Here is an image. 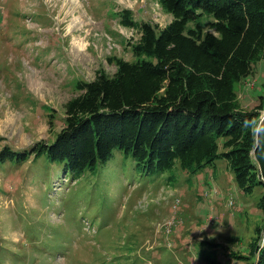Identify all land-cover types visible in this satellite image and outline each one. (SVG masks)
<instances>
[{"label":"rangeland","instance_id":"374dc122","mask_svg":"<svg viewBox=\"0 0 264 264\" xmlns=\"http://www.w3.org/2000/svg\"><path fill=\"white\" fill-rule=\"evenodd\" d=\"M72 1L0 0V150L52 143L76 83L134 61L139 35L118 12L158 29L172 20L159 0ZM235 91L241 109L255 110L264 60ZM225 141L194 172L178 162L149 172L118 149L78 178L46 155L0 163V264H252V247L257 257L264 245V189L239 188Z\"/></svg>","mask_w":264,"mask_h":264},{"label":"trees","instance_id":"16d2710c","mask_svg":"<svg viewBox=\"0 0 264 264\" xmlns=\"http://www.w3.org/2000/svg\"><path fill=\"white\" fill-rule=\"evenodd\" d=\"M159 3L172 16L162 29L135 21L130 10L117 13L123 27L138 32L130 48L134 61L115 59L113 75L99 71L92 81L77 82L79 94L64 104L54 141L40 140L19 152L4 146L0 163L46 155L78 178L118 149L149 172L176 162L194 172L213 163L216 139L223 137L222 156L239 188L264 189V121L256 132L264 100L246 111L235 91L264 60V0ZM257 247L250 251L252 264H264V245L255 257Z\"/></svg>","mask_w":264,"mask_h":264},{"label":"bare ground","instance_id":"6f19581e","mask_svg":"<svg viewBox=\"0 0 264 264\" xmlns=\"http://www.w3.org/2000/svg\"><path fill=\"white\" fill-rule=\"evenodd\" d=\"M72 4H73V6H75V8H76V7H77L76 5L79 4V1H78V0H73V1H72ZM79 19L82 20L81 17H80ZM77 44H78V43H77ZM79 47H80V50H79L80 52H84V51H85V47H86L85 45H80V44H79ZM34 82H35V81H34Z\"/></svg>","mask_w":264,"mask_h":264},{"label":"built area","instance_id":"2783aa9c","mask_svg":"<svg viewBox=\"0 0 264 264\" xmlns=\"http://www.w3.org/2000/svg\"><path fill=\"white\" fill-rule=\"evenodd\" d=\"M260 120L264 121V113L262 114V116H260ZM260 122V121H259ZM259 124V123H258Z\"/></svg>","mask_w":264,"mask_h":264},{"label":"water","instance_id":"95a60500","mask_svg":"<svg viewBox=\"0 0 264 264\" xmlns=\"http://www.w3.org/2000/svg\"><path fill=\"white\" fill-rule=\"evenodd\" d=\"M258 129H259V124H258V126H257L256 132H258Z\"/></svg>","mask_w":264,"mask_h":264}]
</instances>
